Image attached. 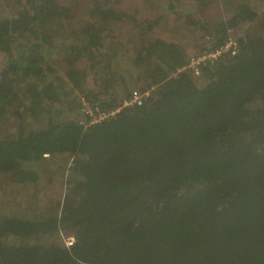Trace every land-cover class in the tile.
I'll return each instance as SVG.
<instances>
[{
	"label": "trees",
	"instance_id": "trees-1",
	"mask_svg": "<svg viewBox=\"0 0 264 264\" xmlns=\"http://www.w3.org/2000/svg\"><path fill=\"white\" fill-rule=\"evenodd\" d=\"M6 1L15 11L0 18V123L15 127L0 138V175L36 185L45 155L72 166L62 201L30 217H0V264H264V0H195L200 13L215 4L231 13L212 28L186 27L198 53L245 27L236 54L196 79L168 76L186 63L177 43L144 39L173 0H142L152 13L139 40L105 35L109 25L137 23L109 0L88 6L85 21L71 18L65 0ZM63 50L53 67L48 58ZM82 61L93 82L108 85L114 74L124 80L116 69L127 61L129 72H144L152 97L84 128L70 118L81 108L74 95L97 103L99 93L77 83L67 93L56 72L68 68L75 82ZM59 231L75 245L51 241Z\"/></svg>",
	"mask_w": 264,
	"mask_h": 264
},
{
	"label": "rangeland",
	"instance_id": "rangeland-1",
	"mask_svg": "<svg viewBox=\"0 0 264 264\" xmlns=\"http://www.w3.org/2000/svg\"><path fill=\"white\" fill-rule=\"evenodd\" d=\"M103 2L106 0H102ZM115 0H109V6L118 7L124 10L128 15L134 17L137 20V23L133 24H122L119 25H109L111 29L105 33L106 36H116L121 40H128V38H134L135 40H139L142 37L141 33V20L147 18L150 19L152 10L150 8L143 7L142 0H122L120 3H117ZM164 1L168 0H160ZM254 1V0H253ZM97 0H65V5L72 10L71 18L84 20V14L88 13L87 7L92 3L94 4ZM114 2V3H113ZM16 4L18 2H15ZM171 3L174 5V8L169 12L165 13L158 25L153 28V30L146 32V36L144 39H166L168 41H173L177 43L178 46L182 47L184 57L186 60L193 55V53L198 52L194 49L193 44H196L197 41L195 37L190 38L188 36V31H185L186 27H192V22H204L208 27L212 28V25L216 24L217 21L221 19L228 18L230 14H226L222 7L218 4L219 9L216 7H208L203 13H200V8L195 6V0H173ZM9 5L10 2H9ZM253 5L257 6L258 3H254ZM151 10V12L149 11ZM13 10L12 6L8 7L6 0H0V18L6 16H12ZM261 11H264V6ZM263 13L261 14L258 21L263 18ZM164 14V13H163ZM6 15V16H5ZM159 13H156L154 18L159 16ZM82 16V18H80ZM187 19H184L186 18ZM73 21V27L75 30H78L81 27L80 23ZM262 20V19H261ZM211 24V25H210ZM115 25V26H113ZM205 26V25H204ZM244 32L245 27L239 28V30ZM67 31L71 30L69 25L66 27ZM68 32H60L58 34V40L67 43L64 35H67ZM201 39L199 40V43ZM63 52L59 51V53L55 52L54 55L50 56L49 62L53 67L60 68L61 65L60 60L63 58ZM1 55V54H0ZM66 55V54H65ZM1 57V56H0ZM127 61L121 63L120 66L116 69L118 72H123L124 80L121 75L114 74L113 80L114 82H110L109 85L103 83L107 81V78L102 83L93 82L92 76L93 72L92 67L86 61L78 62L76 64V70L78 73L74 75L73 79L75 82L70 80L67 76L68 68H64L63 70H56L59 73L60 77H65V81L69 85L65 90L67 93L73 91V93L78 89L77 85L87 86L94 94L99 93L97 104L105 103H116L120 98L128 95L130 91L144 89L143 86L145 81L143 79V71L140 74L131 73L128 70V66L126 65ZM149 63V62H148ZM159 65L158 62H155ZM144 64H146L144 62ZM154 64V63H152ZM154 68V66H153ZM174 71H172L168 76L171 77ZM141 75V79L138 78ZM139 79V80H138ZM101 84V85H98ZM79 102L83 96L79 94L74 95ZM91 99V98H90ZM81 113L76 115H72L70 118L73 120H77L80 122ZM13 122L10 120L3 121L0 123V138L4 136V133H9L10 135L13 133ZM70 159L66 158V156H54L47 157L44 156V161L39 162L36 167H34L36 171L39 173V181L36 185H23L20 186L13 181L10 175H0V217L3 215H9L10 212L18 213V216L30 217L32 215L41 213L40 209H43L48 206L49 203L55 202L58 203L64 199V196L67 192L68 187V179L71 178L70 171L68 170L71 167ZM31 202L30 204H28ZM52 204V203H51ZM30 205V206H29ZM38 207L39 209L36 212H31ZM32 209V210H31ZM51 241H56L57 243L63 245L61 237L59 233L55 234ZM10 243H16L13 240H9ZM64 246V245H63Z\"/></svg>",
	"mask_w": 264,
	"mask_h": 264
},
{
	"label": "built area",
	"instance_id": "built-area-1",
	"mask_svg": "<svg viewBox=\"0 0 264 264\" xmlns=\"http://www.w3.org/2000/svg\"><path fill=\"white\" fill-rule=\"evenodd\" d=\"M227 39L219 46L213 49H205L201 52L193 53L191 57L186 60L183 66L176 68L173 72V76H176L180 72H188L194 79L199 78L201 75V68L204 66H212L216 63L219 57L222 55L230 54L235 55L237 52L239 40L245 37L244 32L239 28L228 33ZM205 42L211 43V37L206 36ZM154 88H144L140 90H133L128 95L120 98L114 107L111 109H103L94 102H89L85 98L80 100V113L83 116L79 122L84 128H88L92 125L102 123L108 119L114 118L124 109L138 108L144 106L152 97ZM63 245L66 248L73 247L75 245V239L71 235H67L62 231L58 232Z\"/></svg>",
	"mask_w": 264,
	"mask_h": 264
},
{
	"label": "clouds",
	"instance_id": "clouds-1",
	"mask_svg": "<svg viewBox=\"0 0 264 264\" xmlns=\"http://www.w3.org/2000/svg\"><path fill=\"white\" fill-rule=\"evenodd\" d=\"M174 71V70H173ZM47 156V155H46ZM48 157V156H47Z\"/></svg>",
	"mask_w": 264,
	"mask_h": 264
}]
</instances>
